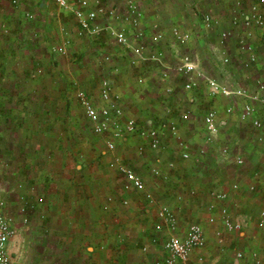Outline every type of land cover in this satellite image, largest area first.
<instances>
[{
  "label": "crops",
  "instance_id": "1",
  "mask_svg": "<svg viewBox=\"0 0 264 264\" xmlns=\"http://www.w3.org/2000/svg\"><path fill=\"white\" fill-rule=\"evenodd\" d=\"M3 1L10 5L8 0H0ZM137 3L142 11L141 27L145 31V44L155 33L163 34L162 41L152 50L146 45L142 57L137 56L131 47L116 43L107 30L97 34L78 35L72 12L60 8L53 0H23L18 7L10 5L15 9L19 8L20 16L25 20L16 11L11 8L9 10L8 5L0 4V13L6 10L10 15L6 14L9 16L6 17L3 13L0 18L9 28L6 34L0 30L1 36L8 35L6 40L0 39L2 45L6 44L0 57L3 65L0 87L6 93V106L11 109L2 120L7 125L6 131L0 132V201L4 204L3 211L9 215V205L14 203L12 197L16 190L17 202L20 207H25V213L33 209L41 218L46 216L50 221L48 228L37 225L26 228L20 221L21 226L16 227L17 233L8 243V251L11 256L14 252H20L23 249L22 242H31L29 236L34 239L32 264H152L155 259L163 257L161 247L159 253L155 244L143 242L142 248L135 247L142 243L141 240H145V231L150 226L146 222L143 227H137L135 223H129L127 227L125 224L119 227L100 224L102 222L99 217H105L107 210L117 207L116 203L127 207L121 202L122 199H127L125 196L115 198L111 193L113 187L107 178L104 179L107 174L98 175L97 181L89 178L85 180L94 169L77 164L75 170L84 174V180L76 183L73 178L67 180L71 177L68 171L73 172V168L67 165L68 159L63 157L71 154L72 146L61 145L60 139L66 131H58V127L63 123L73 122L68 109L73 106V102L78 104L75 97L77 90H83L96 103H101L98 94L100 82L105 78L112 90L119 95L118 105L124 118L134 117L138 123L146 125H140L145 129L156 126L162 120H174L179 133L188 144L190 158L181 160L174 139L168 135L162 139L165 150L161 152L151 150L147 142L136 134L128 138L130 154L132 152L131 155L138 160V166L135 164L132 169L143 179L146 190L157 201L153 207H146L145 213H153L152 216L156 219L158 205H173L180 214V231H184L188 224L185 222L186 211L189 212L187 217H192L196 220L194 222L203 226L206 245L203 249L192 252L191 264H199L198 257L203 259L201 264L237 263L236 250L243 253L240 260L242 264H264V226L259 228L256 224L260 211L264 210V147L249 152L251 165L248 174L244 176H240V172L235 170L228 177L225 167L227 162L215 164L214 150L210 154L213 157L206 163L200 159V147L204 148L202 144H206L200 137V134L203 135V128L199 131L195 128L201 96L197 89H182L184 76L177 74L175 67L187 56L201 69L202 59L197 52L192 56L182 53L181 47L175 45L176 41L171 33L177 27L181 32L189 33L188 42L193 37L189 32L192 22L185 21L179 13L208 9L222 14L240 12L241 9L233 0H226L225 5L221 0H137ZM205 3L208 7L204 6ZM108 6L123 9L122 0H110ZM260 9L264 13V4ZM26 12L32 13L31 20L25 18ZM172 15L175 16L171 17ZM97 24L102 28L111 26L119 29L122 26L102 15L98 17ZM11 30L14 38L9 35ZM128 38L134 47L141 44L131 30ZM59 46L63 47L61 52L57 50ZM156 50L162 52L161 62L150 58ZM105 56H108V60ZM28 61L31 67H28ZM163 71L168 72L170 82L162 78ZM175 76L180 79L178 82L175 81ZM167 84L173 86L174 94H165ZM26 91L36 93L30 105L41 109L40 111L32 113L24 110ZM45 108L49 111H43ZM60 108L67 109L66 114H60ZM182 112H189L187 120L178 119ZM48 123L53 124V131L50 133L44 129V125ZM119 144L121 143H117ZM51 150H55V155L61 153L60 161L47 159ZM117 151L121 153V149L116 146L114 154L109 153L114 157L118 154ZM231 157L235 159L237 156ZM169 161H174L173 169H168ZM58 166L65 167V176L55 174L59 171ZM153 169L167 173L168 179L154 175ZM103 171L117 172L111 163L104 170L96 169V173ZM60 177L66 180L62 182ZM120 177L125 184L121 175ZM231 178L234 180L229 183ZM237 179L241 188L235 193L231 185ZM46 183L49 185L48 189ZM251 184L256 186V192L248 191ZM46 190V198L39 196L40 191L45 193ZM210 190L227 191L230 211L231 207L238 206L240 209V215H237L240 219L233 217L231 213L232 218L242 225L238 233L224 229L217 211L214 212L215 222H208L207 206L212 201ZM139 193L143 195L142 192ZM109 197L112 198L111 202L107 201ZM142 197L144 200V195ZM216 203L217 206L221 205V202ZM113 212L115 221L125 217L114 210ZM216 230L221 233V242L217 241ZM126 235L128 243L124 247L121 242L122 236ZM149 246L152 248L149 249ZM17 258L16 253L15 259ZM15 259L12 257L13 264H17Z\"/></svg>",
  "mask_w": 264,
  "mask_h": 264
},
{
  "label": "built area",
  "instance_id": "2",
  "mask_svg": "<svg viewBox=\"0 0 264 264\" xmlns=\"http://www.w3.org/2000/svg\"><path fill=\"white\" fill-rule=\"evenodd\" d=\"M23 0H8L13 7H18ZM54 3L65 10H70L76 20L78 27V35L85 33L97 34L102 30L107 32L114 38L116 43L131 47L133 52L139 56H143V52L148 45L149 49L156 47L163 39L162 33H155L152 35L148 43L145 44V31L141 27L142 11L140 10L137 0H122L123 9H118L114 6H108L110 0H53ZM235 5L239 7L241 0H233ZM251 4L246 14H242V27L247 29L249 27H262L264 25L263 15L259 10V5L264 3V0H248ZM102 15L109 17L112 20L119 22L122 26L115 29L111 26L102 28L97 24L98 17ZM25 18L31 20L32 13L26 12ZM202 24L205 28H210L216 22L208 13L202 14ZM237 18L234 17L233 24H237ZM0 30L3 33H8L9 28L6 23L0 19ZM133 31L135 39L141 41L138 46H132L128 38V32ZM172 35L176 43H187L190 35L187 32H181L177 27L172 29ZM228 32L222 31L219 33V41L222 43L228 36ZM249 35V31H248ZM59 52L63 50L62 46L57 48ZM162 52L155 51L150 55L152 60L161 62ZM108 60V56L104 57ZM220 60L224 63L228 62L226 52L220 50ZM251 60H254V54H250ZM178 74L184 76L182 89L184 91H192L197 89L201 80L204 81L207 92L211 96L221 94L223 96L234 95L243 99L242 107L238 113V119L242 122H247L252 128L261 130L263 128V121L260 114V109L264 112V84L257 82L254 90H249L243 87L232 88L231 86L219 83L217 80L204 75L203 71L191 61L187 56L182 58V61L175 67ZM162 78L170 82V77L167 71L162 72ZM165 91L172 94L173 86L167 84ZM99 99L101 103H96L83 90H77L75 97L82 107L83 113L90 122L92 132L96 135L105 137V149L107 152L113 153L116 149L117 143L125 142L131 135H138L147 142L148 147L157 152L165 150L162 139L169 136L174 139L179 150L181 160L190 158L188 151V144L179 133L177 122L174 120H162L156 126L147 129L140 127L134 117H127L123 119V112L118 105L119 95L113 90L109 81L103 78L100 82ZM226 113L232 112V107H227ZM189 112L179 113L178 119L181 121L187 120ZM203 130L205 134V142L210 143L218 134L219 129L226 125V118L220 117L215 109H209L203 116ZM200 154L204 153L201 148ZM223 156H227L226 147L221 149ZM235 163L240 166L243 164V159L239 156L235 157ZM117 172L125 181V188L134 191L142 192L144 199L149 205H155L156 201L151 192L146 190L143 179L132 169L129 165L123 162L120 156H114L111 162ZM174 161L167 163L168 169H173ZM154 175L161 176L162 179H168L167 173H160L159 170H152ZM264 175V171L262 172ZM233 192H238L241 184L236 181L231 185ZM248 191L256 192V186L251 184L248 186ZM209 196L212 201L208 204V222L214 223L216 216L215 211L218 212V218L224 229L229 232H239L242 225L235 221L231 216L230 206L228 204L227 191H209ZM108 202L112 198H107ZM122 205H128L127 199H122ZM216 202H221L217 206ZM3 202L0 201V264H13L11 253L8 251V243L16 232L13 218L3 211ZM21 214L25 213V207L19 209ZM156 220L154 221V231L160 235L159 244L163 251V257L154 260L152 264H191V255L194 250L203 249L206 245V238L203 226L199 222H189L184 231L179 230V221L173 208L168 205H158L156 208ZM26 222V218H23ZM259 228L264 226V210H261L256 222ZM217 241L221 242V233L219 230L215 231ZM153 241H156L154 239ZM144 250L145 247H144ZM243 253L240 250L235 251V258L237 263L225 264H242L240 260ZM202 258L198 257V262L201 264ZM258 260V259H257ZM258 262V261H257Z\"/></svg>",
  "mask_w": 264,
  "mask_h": 264
},
{
  "label": "rangeland",
  "instance_id": "3",
  "mask_svg": "<svg viewBox=\"0 0 264 264\" xmlns=\"http://www.w3.org/2000/svg\"><path fill=\"white\" fill-rule=\"evenodd\" d=\"M223 4H226V0H221ZM8 5L6 3L0 2V4ZM209 3V2H208ZM234 4L235 1H233ZM224 4V5H225ZM250 2L241 0L239 8L241 9L240 12H228V13H215L210 10H204V11H186L183 13H179L183 15V19L187 22H192L190 24L191 29L189 32L193 35L190 42L179 44L176 43V46L181 47V52L185 55L192 56L195 52L201 57V65L200 68L203 71L204 75L207 77L214 78L219 83L231 86L232 88H237L236 86L243 87L249 90H254L256 88V84L258 81L264 84V25L260 28L258 27H249L248 30L242 27V14H246L250 7ZM264 4V3H262ZM259 10L263 15L264 19V13L260 9ZM208 5L207 3L204 4V6ZM9 10H14L18 13L19 17L23 20H25L23 17L20 16V9H15L13 7H10L8 5ZM208 7V6H206ZM2 6H0V9ZM206 9V8H205ZM6 11V10H5ZM3 12L5 15L8 14L7 12ZM27 11V10H26ZM20 12V13H19ZM25 12V11H24ZM2 13V14H3ZM11 13V12H9ZM14 13V12H13ZM208 13L212 15V18L216 21L214 25L210 28H205L202 24V14ZM0 13V18L1 15ZM155 14V12L153 13ZM160 14V13H158ZM9 15V14H8ZM10 16V15H9ZM6 15V17H9ZM175 15H172L171 17H174ZM3 19H6L5 16H3ZM234 17L237 18V24L234 25ZM223 22V23H222ZM20 23V21H19ZM225 23V24H224ZM218 24V25H217ZM222 31L228 32V36L226 39L221 43L219 41V33ZM249 31V35H248ZM11 33H14L13 30L10 31V34L14 38ZM17 36V34H16ZM6 36H1L0 39L6 40ZM1 42V41H0ZM6 46V44L2 45L0 43V57L3 48ZM41 49V47L37 46ZM223 49L227 56H228V62L224 63L220 60V50ZM32 53V51L30 52ZM253 53L255 59L251 60L250 54ZM1 60V58H0ZM28 67L32 66L31 63L27 62ZM2 62L0 61V85H1V79H2V70H1ZM30 69V68H29ZM32 70V69H31ZM30 70V73H31ZM178 74V73H177ZM34 77V76H31ZM175 81H179L180 79L178 76L174 77ZM2 86V85H1ZM206 86L203 80L200 81L199 86L197 88V93L200 94V105L197 112V118H195V124L196 129L201 130L202 126V119L204 114L209 109H215L217 111V114L220 117L226 118L227 122L226 125L221 127L219 129L218 134L214 137V139L210 143L202 144L204 149V153L202 154V161L206 163L207 160H210L213 156V160L216 163H226V169H227V175L229 177V173H232L233 171L237 170V172H240V176H244L248 174V168L251 165L250 164V151H256V149L260 147H264V113L260 109L261 118L263 121V128L261 130H256L252 128L248 123H243L238 119V113L242 107L243 101L241 98L236 97L234 95L230 96H223L221 94H217L215 96H211L206 92ZM165 93V92H164ZM25 96V103L24 110L26 112H35L36 110L40 111L39 108H33L30 103L33 101V97L36 93H33L31 91H26L24 93ZM166 95L168 93H165ZM174 94V93H173ZM162 96V95H161ZM6 93L3 92L0 88V132H4L5 127L7 125L2 123L3 116L5 114H9V111L11 110L9 107L6 106L5 102L7 99ZM7 103V102H6ZM73 106H71L69 110L70 115L73 117L72 123H63L59 125L58 131H66L60 139L61 145L65 147L66 145H71L72 150L71 154H65L64 158H67V165H71L73 168V172H71L68 168V174H71V177H68V181L73 178L74 183L80 182L84 180V174L77 172L75 169V166L77 164L85 165L84 167L88 169H94V171H91V174L88 175V177H85V180L88 178L92 181H97L98 175H105L104 179L107 178L109 180V184L112 185L113 188H111L113 191L114 197L119 198L125 196V198L128 199V205L127 207H123L118 205L116 203L117 207L113 208L115 213H118L121 215H125L122 220L115 221L113 219L114 212L113 210H107L105 217H99L100 224H104L107 227L113 226L119 227L121 224H125L127 227L129 223L134 224L138 226L143 227L144 223L146 222L149 226V232L145 231V240H141L142 243L139 245H136L137 248L143 247V242L145 243H152L155 244L156 250H160V244L159 239L161 238L159 234H157L153 229L154 221L156 220L154 216H152L153 213H145V208H151L153 205H149L146 200H143V195L139 192L132 191V189H127L124 187V183L118 174V172L112 173L111 171H106L96 173V169L100 168H108L109 163L112 162L113 156L111 153L107 152L105 149V137L96 135L92 132V127L90 125V122L85 117L82 107L77 104V102L72 103ZM227 107H232V112L226 113ZM15 111L14 109H12ZM43 111H49L48 108L43 109ZM60 114H66L67 109L60 108L58 110ZM123 112V111H122ZM177 113V111H175ZM69 115V114H68ZM123 119H125L123 117ZM139 126L143 125L141 123H138ZM9 126H12L13 124H8ZM145 125V124H144ZM193 124H191L192 126ZM57 127V126H56ZM146 127V125L144 126ZM28 126L26 127V129ZM25 129V128H23ZM44 129L50 133V131H53V124H46L44 125ZM14 129L12 128V131ZM203 130V129H202ZM31 131V130H30ZM68 131V133H67ZM67 134L68 136L66 137ZM70 137V139H68ZM200 137L202 138V141L204 142L205 136H204V130L203 135L200 134ZM121 144L117 145L118 149H121V153L118 152L116 156H121L124 163L129 165L131 168H135V164L138 166V160L135 159V156H132L133 153L129 151V144L128 139L125 142H120ZM123 143V144H122ZM226 147L228 155L225 157L221 153V149ZM214 150L213 156H211V151ZM55 150H51L48 152L50 157L47 159L50 161H60L61 159V153L55 155ZM115 152V151H114ZM114 154V153H113ZM115 156V155H114ZM231 156H239L243 159V164L240 166H237L235 161L233 160L234 157ZM112 158V159H111ZM135 159V160H134ZM70 161V162H69ZM49 162V161H48ZM137 162V163H136ZM59 167V166H58ZM113 168V167H112ZM47 169V168H46ZM59 171L55 174H58V176H65V167L63 168H57ZM229 169V170H228ZM87 170V169H86ZM54 174V173H52ZM60 177V178H61ZM111 177V179H110ZM232 177V176H231ZM113 178V179H112ZM240 178V177H239ZM62 182L66 180V178L60 179ZM234 180V178H231L230 182ZM264 180V179H263ZM46 181V180H45ZM237 181H239L237 179ZM44 182V181H43ZM113 183V184H112ZM45 185V182H44ZM48 184L46 183V189H48ZM60 186V185H59ZM110 190V189H109ZM39 192V196L42 195V198H46V194ZM110 192V191H109ZM115 193V194H114ZM13 199L14 203L9 205V215L13 218L14 226L18 227L20 224L19 222L22 221L24 223L22 226L26 228H30L31 226L36 225L40 228L42 227H50V221L48 217L41 218L40 214H36L33 209H30L29 212L24 214H19L18 211L20 209V204L18 201V193L16 190L13 192ZM109 194V193H107ZM104 197L106 198L107 195L105 194ZM155 201L156 198L154 197ZM157 202V201H156ZM44 205V204H43ZM236 205V203H235ZM174 212L176 213L177 217L179 218V212L176 210V208L172 205ZM236 207H231V213L233 217H236L240 219V217L237 215H240V209ZM119 209V210H118ZM118 210V211H117ZM109 211V214H108ZM151 214V215H150ZM186 223L193 220L192 217L189 216V212L186 211ZM23 218H26V222H23ZM111 218V220H109ZM103 220V221H102ZM185 220V219H184ZM179 225H181V220H179ZM21 226V225H20ZM17 232H15L14 235H16ZM23 233V231H21ZM149 233V234H148ZM151 240H150V239ZM28 239L31 240V242L23 243V249H20V252H16L18 254L17 260L15 259L16 253L12 254V257H14L17 264H32V255L34 250V245L32 244V241L34 240L33 237L30 239L28 236ZM27 239V240H28ZM128 235L122 236V245H125L126 247L128 243ZM156 239L154 242L153 240ZM152 248L149 246V249ZM148 251V249L146 250ZM146 253V252H145ZM160 253V251H159ZM147 254V253H146ZM149 255V253H148ZM161 254L158 255L160 257ZM157 258V257H156ZM157 260V259H155Z\"/></svg>",
  "mask_w": 264,
  "mask_h": 264
},
{
  "label": "trees",
  "instance_id": "4",
  "mask_svg": "<svg viewBox=\"0 0 264 264\" xmlns=\"http://www.w3.org/2000/svg\"><path fill=\"white\" fill-rule=\"evenodd\" d=\"M1 88V87H0Z\"/></svg>",
  "mask_w": 264,
  "mask_h": 264
}]
</instances>
